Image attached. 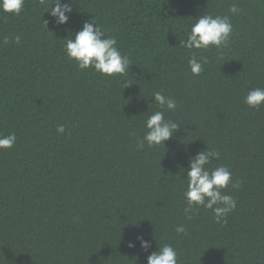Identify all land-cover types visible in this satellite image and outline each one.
<instances>
[{
    "label": "trees",
    "instance_id": "obj_1",
    "mask_svg": "<svg viewBox=\"0 0 264 264\" xmlns=\"http://www.w3.org/2000/svg\"><path fill=\"white\" fill-rule=\"evenodd\" d=\"M72 8L64 25L40 0L0 13V134L17 137L0 150V264H147L164 244L178 264H264V106L244 103L264 88V0H72ZM202 14L229 17L226 47L179 46ZM85 21L117 39L131 60L125 75L67 58V38ZM193 54L208 61L199 76ZM157 91L177 101L165 119L180 125L164 147L137 150ZM207 148L219 153L209 167L226 166L239 183L222 190L236 207L220 223L203 207L184 213L188 159Z\"/></svg>",
    "mask_w": 264,
    "mask_h": 264
},
{
    "label": "clouds",
    "instance_id": "obj_2",
    "mask_svg": "<svg viewBox=\"0 0 264 264\" xmlns=\"http://www.w3.org/2000/svg\"><path fill=\"white\" fill-rule=\"evenodd\" d=\"M24 4L25 0H0V13L19 15ZM40 4L49 8L46 12L54 18L56 25L66 24L73 10L72 0H67V2L53 0L50 5L47 0H40ZM239 12L240 9L236 4L229 7V13L235 15ZM44 24L46 27L47 21ZM232 32L233 25L228 16L218 15L214 17L211 14H202L193 19V23L187 32H183L186 39L180 40L179 46L189 50V52L207 50L209 47L220 49L227 46ZM19 41L20 37L16 36L15 42L19 43ZM7 42V38H4L3 43L7 44ZM117 45V39L108 36L99 25L93 21H85L81 30L75 32L74 39L67 38L64 51L67 58L72 60L80 70L91 68L101 76L111 78L115 75H125L131 65L129 57L122 54ZM206 63H208L206 58L200 60L194 54L191 55L188 60L191 74L199 76L204 70L203 65ZM150 97L153 98L158 110L148 115L144 121L145 132L136 141L137 150H142L145 146L149 148L164 147V142L173 136L180 125L165 119L166 111L172 112L177 108L175 99L164 95L161 91L154 92ZM244 103L254 109L264 106V88L257 87L249 90L244 97ZM56 131L57 133H64L65 126H57ZM16 140L15 133L0 134V150L12 148ZM218 155L216 150L207 148L188 159L187 174L183 178L187 181L184 192L186 203L184 213L188 219H191L189 213L194 210L198 211L200 207H203L206 210L210 209L213 213V219L220 223L236 207V200L232 196L224 194L222 190L228 188L229 184L232 188H238L239 183L232 180V173L226 166L209 167L211 161ZM181 169V172L185 171L183 168ZM175 231L178 234L186 233L183 225L177 226ZM136 239L143 250L147 251L151 247L150 242L142 236H137ZM128 247H135V244L129 242ZM147 264H178L177 251L171 244H164L158 248V251L147 256Z\"/></svg>",
    "mask_w": 264,
    "mask_h": 264
}]
</instances>
